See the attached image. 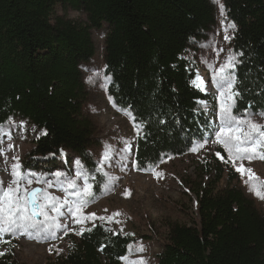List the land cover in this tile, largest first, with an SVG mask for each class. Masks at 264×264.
<instances>
[{"label": "trees", "instance_id": "obj_1", "mask_svg": "<svg viewBox=\"0 0 264 264\" xmlns=\"http://www.w3.org/2000/svg\"><path fill=\"white\" fill-rule=\"evenodd\" d=\"M225 8L236 25L233 111L264 113V0H225ZM58 9L84 13L87 24ZM215 20L211 0H0V128L19 116L45 130L33 151L40 169L63 150L87 157L93 123L81 67L95 55L92 30L106 27L108 92L140 125L137 164L188 154L211 138L217 107L194 87L197 66L185 54ZM215 162L217 178L197 193L198 220L171 226L159 264H264V213L233 178L217 188ZM87 229L54 264H124L133 237L105 223ZM0 264L18 263L5 254Z\"/></svg>", "mask_w": 264, "mask_h": 264}, {"label": "rangeland", "instance_id": "obj_2", "mask_svg": "<svg viewBox=\"0 0 264 264\" xmlns=\"http://www.w3.org/2000/svg\"><path fill=\"white\" fill-rule=\"evenodd\" d=\"M211 1L216 12L215 24L205 31L200 39L192 42L185 57L195 62L197 74L208 84L209 90L204 93L215 101L217 111L214 113H218L219 102L213 95L216 89L211 84V77L229 56L235 55L238 61V55L233 48L236 27H228L233 22L225 8V0H219L224 5L223 16L216 0ZM58 11L69 19L87 24L86 15L82 12H65L60 9ZM107 34L106 27L92 30L95 55L81 67L85 86L83 110L93 123L87 157L63 150L60 162L56 165L43 163L46 168L40 169L33 159V151L36 149V141L45 134V130L19 116L10 118L0 128V180L10 183L14 179L11 174L12 165L17 162L14 158H18L24 172L35 174L31 177L33 183L28 187L44 188L63 198L65 193L57 186L54 173H66L69 178L75 179L78 185L83 186V178L76 175L78 171H83L89 177V183L93 184L95 193V199L83 209V213H95L96 217L106 218L87 220L80 224L76 222L78 217L69 214L65 208L62 209L64 215L59 217V222L67 226V231L63 227L56 229L55 238L31 239L21 232H17L15 237L5 236L4 239L10 243H0V252L9 254L18 264H54L58 257L67 253L71 239L76 237L77 233L98 223L109 225L114 233L121 232L133 237L131 251L127 254L129 260L137 264L141 260L145 264H159L158 254L164 248L171 226L175 223L193 224L198 220L197 193L210 186L217 178L214 169L216 160L223 166V179L217 184V188L224 187L227 180L233 178V183L264 213V199L258 198L250 190L246 183L248 177L242 176L236 170L243 163L245 167L253 170L259 183L264 185V159L236 161L233 164L223 146L214 142L212 133L210 139L196 142L193 147L196 150H191L186 155L166 158L153 167H140L137 164L135 154L140 128L137 131L133 120L126 114L130 110L121 108L114 102L108 92L109 79H104L108 77L104 59ZM225 36L229 39H225ZM96 73L100 75L97 76ZM89 77L93 78L94 83L89 82ZM235 115L241 118L251 117L264 124V113L244 112ZM214 119L217 125L216 114ZM128 145H131V151L126 150ZM106 146H111V159L108 162L103 159ZM75 160L81 162L83 169L75 165ZM100 168H103L102 172L98 171ZM104 173H107V176ZM109 177L116 179L110 189L105 191L104 185ZM37 180L40 182L37 183ZM48 183H52L53 187L48 188ZM117 212L120 215L113 217ZM109 217H112L111 222L107 219ZM33 234L35 235V232ZM141 245L145 250L136 251ZM123 263L126 264L124 260Z\"/></svg>", "mask_w": 264, "mask_h": 264}, {"label": "snow or ice", "instance_id": "obj_3", "mask_svg": "<svg viewBox=\"0 0 264 264\" xmlns=\"http://www.w3.org/2000/svg\"><path fill=\"white\" fill-rule=\"evenodd\" d=\"M216 2L221 9V15H225L224 5L219 0H216ZM228 27L234 29L236 25L233 23ZM225 39H229V37L225 36ZM237 62L235 55L229 56L227 61L218 70H215L211 77V84L216 89L213 95L218 98L219 102L218 113H215L218 123L212 132L215 137L214 142L223 146L233 164L236 161L264 159V124L253 120L251 117H238L233 111L236 106V100L240 96V92L236 88L237 81L234 75ZM96 75L99 76L100 74L96 73ZM104 79L110 78L105 77ZM89 82L94 83L92 77H89ZM192 83L201 92L209 90L205 80L199 74L196 75V79ZM199 103L204 108L208 107L206 101H200ZM93 110L95 111V109ZM126 114L130 116L134 122L133 126L139 131L140 125L135 123L136 117L132 116L130 112H126ZM126 150L131 151V145H128ZM192 150L195 151L196 149L193 148ZM110 153L111 146H106L103 157L105 162L111 159ZM14 159L17 161L12 165L11 174L14 179L10 183L0 180V243H10L4 237H15L17 232L26 234L31 239L55 238L56 229L63 227L67 231V226L59 222V217L64 215L62 209L65 208L69 214L78 217L76 222L80 224L97 218L106 219L105 217H96L95 213L87 215L83 213V209L95 199L93 184L89 183V177L83 171L76 173L78 178H83V186L78 185L76 180L69 178L66 173H54L57 178V186L60 191L65 193L64 197L61 198L44 188L28 187L33 183L31 177H34L35 174L24 172L19 159ZM74 163L79 169H83V165L79 160H75ZM236 170L242 176L248 177L246 183L250 186V190L258 198L264 199V185L259 183L253 170L245 167L243 163ZM98 171L102 172L103 168L98 169ZM104 175L107 176V173H104ZM157 175L159 176V173ZM115 179L113 177L108 178L107 183L104 185L105 191L110 189V185L114 183ZM36 182L39 183L40 181L37 180ZM51 187H53V184L48 183V188ZM50 213H55V215ZM118 215H120L119 212L114 213L113 217ZM107 219L111 222L112 217ZM85 230L91 231V229H82L77 234H83ZM33 232H35V235ZM48 233H51V235H48ZM144 250L142 245L136 249L138 252H143ZM129 251H131V246H129ZM3 255L5 253L0 252V256ZM121 259L126 264H137V262L129 260L128 256H122ZM139 264H145V262L141 260Z\"/></svg>", "mask_w": 264, "mask_h": 264}, {"label": "bare ground", "instance_id": "obj_4", "mask_svg": "<svg viewBox=\"0 0 264 264\" xmlns=\"http://www.w3.org/2000/svg\"><path fill=\"white\" fill-rule=\"evenodd\" d=\"M208 85V84H207ZM209 87V86H208ZM208 109V108H207ZM211 110V109H210ZM216 110V109H215ZM217 111V110H216ZM209 112V111H208ZM212 114H214V113H212ZM215 114L213 115V118H212V120H213V122L215 123V127H216V121H215Z\"/></svg>", "mask_w": 264, "mask_h": 264}]
</instances>
